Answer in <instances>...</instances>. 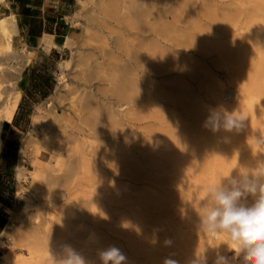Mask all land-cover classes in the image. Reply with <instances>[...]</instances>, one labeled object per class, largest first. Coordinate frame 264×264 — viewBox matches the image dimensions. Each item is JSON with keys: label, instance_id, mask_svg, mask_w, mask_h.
<instances>
[{"label": "rangeland", "instance_id": "1", "mask_svg": "<svg viewBox=\"0 0 264 264\" xmlns=\"http://www.w3.org/2000/svg\"><path fill=\"white\" fill-rule=\"evenodd\" d=\"M236 2L66 0V5L59 11L66 14L65 20L74 32L66 35L65 46L59 49L58 54L44 43L43 47L40 45L28 52L16 36V28L11 36L15 52L12 53L8 51L5 39L0 36V103L13 95L20 99L21 87L16 81L26 64L30 65L34 61H46L49 64L44 71H33L35 75H32L25 88L26 97L20 102L21 112L28 116L23 118V126L17 131L18 160L12 159L13 163L9 161L4 166L0 163V175L5 174L7 177L3 194L0 186V198L3 200L0 207L5 209L7 215L6 225L0 232V264L5 261L22 264L21 260L28 258L25 243L13 244L7 237L5 230H10L8 223L12 222L16 229L41 228L48 210L56 213L71 231L77 232V240L85 251L96 253L99 257L104 249L116 246L126 256L125 264L139 257L142 262L149 264H165L166 260L174 261L175 264H189V256L186 258L182 249L184 241L193 247L191 256L199 264H220L222 255L232 264H245L243 254L232 251L230 240L221 233H209L202 226L205 211L200 198L195 203L193 194L188 193L186 186L181 189V198L177 200L173 196L181 188L179 186L176 189L178 184L175 180L178 174L174 166L177 151L174 150L180 144L177 135L191 122L186 107L193 102L201 108V115L205 111L210 112L213 100L209 90H217L218 80L233 87L228 82L226 68L220 64L217 45L228 44L237 48L243 40L244 47L249 49L251 45L261 43L260 36L250 34L254 28L264 29V0ZM182 3L186 6H181ZM201 8H205L207 16L201 14ZM248 14H252L253 18ZM46 17L52 19L54 15L50 12V16ZM191 17L201 26H198L200 29L205 27L201 32H197ZM226 19L231 21H227V24ZM203 30H206L205 33ZM227 31L231 34H227ZM247 36L251 38V44ZM13 54L17 57L12 58ZM41 75H46L47 82L42 80ZM117 84L125 85L127 90L132 84L129 91L134 93L133 102L113 93ZM178 102L181 104L177 105ZM108 110H111L110 114ZM245 125L242 129L250 128ZM254 125L260 143V151L256 155L252 154L243 138L242 129L231 134V137L236 138V143L230 164L235 170L234 176L240 179L245 174L255 175L260 167H264V116H259ZM39 142L43 143L40 145ZM181 143L187 145L186 141ZM83 158H87L86 161L81 160ZM56 160L63 161L64 166L60 163L62 169L57 173L59 177L50 181L49 178H56L49 176L52 172L49 171L50 167ZM246 163L251 169L242 168ZM34 165L47 175L48 184L33 179L31 169H34ZM186 166L187 163L183 165L184 174L189 172ZM69 167L72 168V176L66 182L60 181V175L67 173ZM18 169H21L23 177L17 176ZM183 172V178L187 179ZM259 182L264 183V178ZM256 195L245 193L240 203L251 206ZM147 198L162 201L163 211L156 213L153 201L150 204L145 202ZM136 202L139 203L136 205ZM60 207H63V211L59 212ZM153 231H158L160 235H156V245L146 236ZM28 234L32 239V233ZM178 234L183 237L181 242L176 237ZM101 238L103 242L99 247L96 244ZM146 252L152 253L150 258Z\"/></svg>", "mask_w": 264, "mask_h": 264}, {"label": "bare ground", "instance_id": "2", "mask_svg": "<svg viewBox=\"0 0 264 264\" xmlns=\"http://www.w3.org/2000/svg\"><path fill=\"white\" fill-rule=\"evenodd\" d=\"M1 1V0H0ZM160 1V0H159ZM165 1V0H164ZM175 1V0H174ZM188 1V0H186ZM193 1V0H192ZM196 1V0H195ZM236 1V0H234ZM255 1V0H254ZM258 1V0H256ZM181 2V1H180ZM222 2V1H221ZM230 2V1H229ZM238 2V0H237ZM236 2V3H237ZM240 2V1H239ZM238 2V3H239ZM249 2V1H248ZM179 3V1L177 2ZM175 2V5L177 4ZM183 3H186L183 1ZM182 3V4H183ZM188 3V2H187ZM190 3V2H189ZM194 2H192L193 4ZM198 2H196L197 4ZM219 3V2H218ZM242 3V2H240ZM253 3V1H252ZM167 5V2H165ZM181 6H186V4ZM255 4V3H254ZM170 5V4H169ZM180 5V4H178ZM177 5V6H178ZM188 5V4H187ZM190 5V4H189ZM249 5V4H248ZM262 5V4H261ZM164 6V5H162ZM173 6V5H172ZM195 6V4H194ZM198 6V5H197ZM238 6V5H237ZM236 6V7H237ZM170 7V6H169ZM188 7V6H187ZM239 7V6H238ZM174 8V7H173ZM177 8V7H176ZM227 8V7H226ZM249 8V7H248ZM253 8V7H252ZM257 8V7H256ZM144 9V7H143ZM209 9V8H208ZM239 9H242L239 7ZM255 9V8H253ZM260 9V6H258V10ZM159 10V9H158ZM168 10V9H167ZM182 10V9H180ZM191 10V9H190ZM202 12L201 14L206 16L208 13L205 11V8L200 9ZM211 10V9H210ZM243 10V9H242ZM257 10V9H256ZM255 10V11H256ZM164 11V10H163ZM187 11V10H186ZM209 11V10H208ZM226 11V10H225ZM245 11V10H243ZM262 11V10H260ZM142 11L141 13H144ZM162 12V11H161ZM166 12V9H165ZM196 12V11H195ZM211 12V11H209ZM240 12V10H239ZM248 12V9H247ZM180 13V12H179ZM189 13V12H188ZM194 13V12H193ZM226 13V12H224ZM236 13V11H235ZM241 13V12H240ZM251 13V11L249 12ZM253 13V12H252ZM178 14V13H176ZM212 14V13H210ZM214 14V13H213ZM237 14H239L237 12ZM246 14V13H245ZM260 14V13H259ZM180 15V14H179ZM184 15V14H183ZM187 15V13H186ZM191 15V14H190ZM195 15V14H194ZM216 15V14H215ZM230 15V13H229ZM240 15V14H239ZM247 15V14H246ZM252 16V14H248V16ZM254 15V14H253ZM141 16V15H139ZM145 16V15H144ZM161 16V15H160ZM192 16V15H191ZM197 16V15H196ZM214 18V15H212ZM227 16V14H225ZM231 16V15H230ZM229 16V17H230ZM249 16V17H250ZM262 17V15H259ZM129 17V16H128ZM159 17V16H158ZM182 17V16H181ZM198 17V16H197ZM196 17V18H197ZM224 17V16H223ZM232 17V16H231ZM231 17L229 19H231ZM233 17L234 13H233ZM241 17L242 16H238ZM246 17V16H245ZM123 18V17H122ZM251 18V17H250ZM253 18V16H252ZM127 19V18H126ZM156 19V18H155ZM161 19V18H160ZM178 19V18H177ZM190 19H195L191 17ZM217 19V18H216ZM228 19V18H227ZM226 19L225 22L228 20ZM236 19V17L234 18ZM238 19V18H237ZM125 20V19H124ZM184 20V19H183ZM199 20V19H198ZM209 20V19H208ZM218 20V19H217ZM232 20V19H231ZM229 20V21H231ZM244 20V19H243ZM248 20V19H247ZM126 21V20H125ZM131 22V19H129ZM133 21V20H132ZM175 21V20H174ZM228 21V22H229ZM245 21V20H244ZM250 22V20H248ZM122 22V21H119ZM127 22V21H126ZM128 22V24L130 23ZM137 22V21H136ZM165 22V21H164ZM170 22V21H169ZM199 22V21H198ZM209 22V21H208ZM221 22V21H220ZM227 22V24H228ZM233 22V21H232ZM246 22V21H245ZM135 23V22H133ZM139 23V22H138ZM203 23V22H202ZM217 23V22H216ZM16 22H15V17L14 15H3L0 16V36L5 39V45L8 49L9 52L15 53L13 48H12V33L15 31L16 28ZM219 24V23H218ZM217 24V25H218ZM242 24V23H241ZM193 25V24H192ZM206 25V24H205ZM204 25V26H205ZM224 25V24H223ZM226 25V24H225ZM106 26V25H105ZM131 26V25H129ZM140 26V25H139ZM194 26L197 28V32H201L203 28H199V24L197 25L195 20H194ZM199 26V27H198ZM232 26V25H231ZM243 26V25H242ZM111 27V26H110ZM132 27V26H131ZM166 27V26H165ZM192 27V26H191ZM221 27V26H220ZM217 27V28H220ZM133 28V27H132ZM140 28V27H139ZM167 28V27H166ZM187 28V26H186ZM211 28V27H210ZM227 28V26H226ZM224 28V29H226ZM231 28V27H229ZM228 28V29H229ZM235 28V27H233ZM240 28V27H239ZM152 28H150L151 30ZM163 29V28H162ZM207 29V27H206ZM147 30V29H146ZM156 30V29H155ZM154 30V31H155ZM165 30V29H164ZM195 30V29H194ZM199 30V31H198ZM223 30V29H222ZM240 30V29H239ZM161 31V30H160ZM206 31V30H205ZM203 30V32L205 33ZM226 31V30H225ZM238 31V30H236ZM16 32V31H15ZM14 32V33H15ZM159 32V31H158ZM157 32V33H158ZM193 32V31H192ZM202 32V33H203ZM214 32V31H213ZM216 32V31H215ZM224 32V30H223ZM228 32V31H227ZM226 32V33H227ZM129 33V32H128ZM168 33V32H167ZM201 33V34H202ZM225 36H228L226 35ZM228 32L227 34H229ZM192 34V33H191ZM231 34V33H230ZM229 34V35H230ZM234 35V34H233ZM250 35H257L261 37V40L259 41L261 43H258L259 45H251V38L247 36L248 40L250 39V44H249V49L244 47V41L242 40L239 42V46L237 48H233L231 46L227 45H217V51L218 54L221 57V65H223L226 68V74H227V79L228 82L233 84L232 86H229L228 83H224L223 81L217 82L218 88L216 89H211L209 90L210 96L213 100V107L210 110V112H204L201 115V108L195 103H189V105L186 107L187 111L191 115V122H189V126L185 129L183 128L181 132L178 133L177 139L179 141V145L176 147L177 150V155L174 158V166L176 170V174H178V179L174 177L176 180V184L178 186L176 189L181 186V188L177 189L176 193L173 195L178 198L180 197L182 191V187H187L188 193L190 192L191 195L193 194V201L196 203L198 198H200L201 202V207L202 209L206 212L207 209L211 208L214 206V199L209 195V187L212 185H218L222 187L223 189L227 191H231L234 188H238L239 183L243 179H240L235 175V170L233 167H231L230 161L234 158V144L236 143V138L233 136L231 137V134L233 132H225L223 130L219 132H213L211 131V126L208 124V120L210 115L214 113H220V114H229L232 113L233 115H243L245 117L244 120V125L247 124L250 128L248 129H242V136L243 138L247 141L248 146L251 149L252 154H258L260 151V143L257 137V132L254 130V122H256L257 118L259 116H264V29L261 27L254 28L251 32ZM200 36V35H199ZM213 36V35H212ZM219 36V35H218ZM222 36V34H221ZM220 36V37H221ZM167 37V36H166ZM205 37V35H204ZM209 37V36H208ZM207 37V38H208ZM211 37V36H210ZM215 37V36H214ZM217 37V36H216ZM252 37V36H250ZM176 38V37H175ZM178 38V37H177ZM199 38V37H197ZM202 38V37H201ZM222 38V37H221ZM194 39V38H193ZM203 39V38H202ZM219 39V38H218ZM121 40V37H120ZM145 40V39H143ZM163 40V39H162ZM187 40V39H186ZM195 40V39H194ZM200 40V38H199ZM197 40V41H199ZM205 40V39H204ZM246 40V39H245ZM210 41V40H209ZM121 42L124 44V41L121 40ZM120 42V43H121ZM129 42V41H128ZM176 42V41H175ZM178 42V41H177ZM188 42V41H187ZM186 42V43H187ZM201 42V40L199 41ZM255 42V41H253ZM127 43V42H126ZM152 43V42H151ZM196 43V42H195ZM204 43V42H203ZM245 43V44H246ZM136 44V43H135ZM139 44V43H138ZM184 44V43H183ZM202 44V42L200 43ZM206 44V40H205ZM246 44V45H247ZM253 44V43H252ZM127 45V44H125ZM187 45V44H186ZM192 45V44H191ZM196 45V44H194ZM118 46V44H117ZM123 46V45H122ZM133 46V45H132ZM174 46V45H173ZM121 47V46H120ZM121 49V48H120ZM127 49V48H126ZM128 54V53H127ZM17 55L13 54L12 58H16ZM147 57V56H146ZM147 61V60H145ZM154 61V60H153ZM134 63V62H133ZM219 64V65H220ZM131 65V64H130ZM139 65V64H138ZM126 67V66H124ZM222 67V66H221ZM220 68V67H219ZM202 70V69H201ZM121 71V70H120ZM204 71H207L204 69ZM191 72V71H190ZM126 73V72H124ZM193 73H195L193 71ZM210 73V72H209ZM208 73V74H209ZM135 74V73H134ZM137 74V73H136ZM224 74V76H226ZM199 75V73H198ZM223 75V74H222ZM117 76V75H116ZM120 76V75H119ZM210 76V75H209ZM216 76V74L214 75ZM139 77V76H138ZM192 77V76H191ZM200 77V76H199ZM63 78V77H59ZM129 78V77H128ZM134 78V77H132ZM203 79H207L203 77ZM220 79V78H219ZM118 80V79H117ZM130 80V79H128ZM127 80V81H128ZM133 80V79H132ZM116 81V79H115ZM121 81V80H120ZM119 81V82H120ZM226 81V80H225ZM118 82V83H119ZM129 82V81H128ZM138 83L137 81H135ZM203 82V81H202ZM204 80V84H205ZM135 83V84H136ZM126 84V83H125ZM133 85L134 82H132ZM130 84V87L131 85ZM202 87L204 88L205 86ZM139 85V83L137 84ZM125 85L122 84H117V86L114 88L113 93L115 95L124 98L127 101L132 100L134 101L133 94L129 91L131 89L129 86V89H125ZM134 87V86H132ZM179 87V86H178ZM134 89V88H133ZM139 89V88H138ZM187 89V88H186ZM192 89V88H191ZM205 89V88H204ZM112 90V89H111ZM189 90V89H188ZM128 91V92H127ZM135 91V90H134ZM144 91V90H143ZM133 92V91H132ZM138 92V91H137ZM193 93V92H192ZM206 93V91H205ZM208 93V92H207ZM141 95V94H139ZM138 95V96H139ZM143 95V94H142ZM187 95V94H186ZM136 96V94H135ZM141 97V96H140ZM138 97V99L140 98ZM194 97V96H193ZM197 97V95H196ZM209 97V96H208ZM133 98V99H132ZM143 98V96H142ZM207 98V97H206ZM144 99V98H143ZM197 99V98H196ZM210 99V98H209ZM137 100V97H136ZM142 100V99H141ZM176 100V98H174ZM194 100V99H193ZM0 101H1V96H0ZM111 101V100H110ZM177 101V100H176ZM196 101V100H195ZM146 102V101H145ZM143 102V103H145ZM201 102V101H200ZM203 102V101H202ZM127 103V102H126ZM131 103V102H130ZM180 105L181 103L178 102ZM136 104V102H135ZM151 104V103H150ZM206 104V103H205ZM18 105V97L17 95L10 96L3 100L0 103V126L3 123V121H10L13 117L14 111ZM118 105V104H117ZM146 105V104H145ZM138 106V105H137ZM209 106V105H208ZM182 107V106H181ZM127 108V107H126ZM132 108V107H131ZM140 108V106H139ZM144 108V107H143ZM185 108V107H183ZM126 110V109H125ZM109 111V110H108ZM111 111V110H110ZM109 111V114H110ZM113 111V110H112ZM186 111V112H187ZM128 112V111H127ZM118 113V112H117ZM178 113V112H177ZM107 114V113H106ZM105 114V116H106ZM137 114V113H136ZM126 115V113H125ZM179 115V114H178ZM108 116V114H107ZM182 117V116H181ZM190 117V116H189ZM187 117L186 119H188ZM185 119V121H186ZM189 120V119H188ZM113 121V120H112ZM115 122V121H114ZM188 122V121H186ZM117 124V123H115ZM254 125V126H253ZM261 125V124H260ZM179 126V125H177ZM176 126V128H177ZM246 126V125H245ZM259 125L257 124V129ZM113 127V126H112ZM116 127V126H115ZM180 128V127H179ZM178 128V129H179ZM256 129V130H257ZM115 130V129H114ZM185 130L186 135L184 134ZM90 132V131H89ZM125 133V132H124ZM183 133V134H181ZM184 135V137H183ZM238 135V134H237ZM173 136V135H172ZM173 138V137H172ZM43 141V140H42ZM186 141L187 145H183L181 142ZM46 142V141H45ZM40 143V142H39ZM43 143V142H41ZM40 143V145H41ZM173 144V143H172ZM39 146V145H38ZM36 146V148H38ZM45 146V145H44ZM247 146V147H248ZM40 147V146H39ZM46 147V146H45ZM35 148V149H36ZM39 149V148H38ZM35 152H37V150ZM82 152V150H81ZM176 153V152H175ZM85 154V153H84ZM171 155V154H170ZM82 156V154H81ZM85 157V156H84ZM56 159V157H54ZM171 158V157H170ZM60 159V157H59ZM87 158H83L81 160L86 161ZM173 159V158H172ZM63 160V159H61ZM89 160V159H88ZM166 160V159H165ZM54 161V160H53ZM64 161V160H63ZM63 161L60 162V160H56L54 162V165L50 167L49 171H52L49 176L50 177H55L56 178H49V180H57V173H60V163L63 164ZM135 161V160H134ZM186 161V162H185ZM246 161V160H245ZM251 161V160H250ZM52 162V161H51ZM67 163V162H66ZM162 163V162H161ZM187 163L186 168L189 169L188 174H184L183 172V165ZM35 164V163H33ZM53 164V163H52ZM85 164V163H84ZM67 165V164H66ZM69 165V164H68ZM67 165V166H68ZM173 165V164H172ZM226 165V166H225ZM252 165V164H250ZM35 166V165H34ZM60 166V167H59ZM64 166V164H63ZM162 166V165H161ZM185 168V166H184ZM242 168L246 169H251L248 163L242 165ZM62 169V168H61ZM59 171V172H57ZM67 173L64 175H60V181L66 182L69 180V177L72 172V168H68ZM182 172L187 179H184L182 176ZM237 172V171H236ZM32 177L34 180H40L48 184V179L47 175L44 174V172L38 167L35 166L34 169H31ZM49 173V172H48ZM73 174V173H72ZM175 174V175H176ZM17 176L21 177L22 176V171L21 169L17 170ZM72 176V175H71ZM188 176V177H187ZM23 177V176H22ZM59 177V176H58ZM20 179V178H19ZM173 179V180H174ZM59 181V182H60ZM167 181V180H166ZM233 181H236V183H233ZM165 182V181H164ZM173 184H175V181H172ZM175 184V185H176ZM185 187V188H186ZM186 189V190H187ZM183 190V189H182ZM185 191V190H184ZM183 191V192H184ZM147 194V193H146ZM172 195V194H171ZM184 194H182L183 196ZM144 196V195H143ZM152 196V195H151ZM168 196V195H167ZM185 196V195H184ZM190 197V196H189ZM98 198V197H96ZM155 198V197H154ZM153 198V199H154ZM181 198V197H180ZM183 198V197H182ZM141 199V198H140ZM145 199V198H144ZM165 199V198H164ZM153 201L154 209L156 208V213L157 211H161L162 207H164V203L162 201L156 202L155 200L148 199L145 202H148L149 204ZM192 201V200H191ZM139 202H136V205ZM158 205H157V204ZM30 204V203H29ZM97 204V202H96ZM141 204V203H140ZM145 204V203H144ZM143 204V205H144ZM148 204V205H149ZM27 205V204H26ZM147 205V206H148ZM157 205V206H156ZM159 206V207H158ZM158 207V208H157ZM145 209V207H144ZM141 210V208H140ZM150 210V209H149ZM148 210V211H149ZM166 210V208H165ZM58 211H63V207H60ZM145 211V210H144ZM163 211V210H162ZM144 213V212H143ZM161 212H159V215ZM154 214V212H153ZM154 216V215H153ZM142 217V214H141ZM10 226V230L6 231L7 237L9 240H11V243H19V242H24L25 245L27 246V254L28 258H25L24 260H21L22 264H63V260L67 257L69 248L75 250L84 260L85 264H102L101 257L97 256L96 253L85 251L82 247L83 245L78 242V235L76 231H71V229L61 220L56 213L48 210L47 212V218L43 222V224L39 227H30L29 230H26L25 228L19 227V229H16L14 227V224L12 222L8 223ZM138 225V224H137ZM22 226V225H21ZM139 227V226H138ZM40 228V229H39ZM137 230V228H135ZM143 230V229H142ZM155 230V229H154ZM4 231V232H5ZM134 231V230H133ZM32 233L30 237L33 236V238H29V233ZM136 232V231H135ZM141 232V231H140ZM153 231V233H147L148 239H151L154 244H157V238L156 235L158 234V231ZM176 232V230H175ZM2 233V232H1ZM174 234V233H173ZM176 235V234H175ZM160 236V235H159ZM177 239L181 242L183 240V237L181 234H178ZM175 237V238H176ZM1 238V237H0ZM176 239V240H177ZM161 240V239H159ZM103 242V239L101 238L99 243H97V246H101V243ZM106 242V239L104 241ZM183 245L182 249L185 252L186 258L189 256L188 261L190 262L189 264H193L194 260L191 254L193 253V247H191L187 242ZM141 244V243H140ZM147 244V242H146ZM148 245V244H147ZM160 245V244H159ZM135 246V245H134ZM150 246V245H149ZM138 247V246H137ZM141 247V246H140ZM152 248V246H150ZM149 247V248H150ZM227 246H225L224 251ZM144 248V247H143ZM148 248V247H147ZM163 248V247H162ZM146 249V248H145ZM143 250V249H142ZM139 251V250H138ZM137 251V252H138ZM147 251V250H146ZM144 252V251H143ZM153 252V251H152ZM147 254V252H146ZM150 254H147V257L150 258ZM155 254V253H154ZM132 256H135L134 254ZM154 257V256H153ZM155 258V257H154ZM185 258V259H186ZM127 259V258H126ZM152 259V258H151ZM156 259H159L156 257ZM164 259V258H163ZM155 260V259H154ZM187 260V259H186ZM141 261V262H140ZM160 261V259H159ZM147 262V261H146ZM149 262V260H148ZM156 262V260L154 261ZM165 263V261H164ZM228 264H232L230 260L227 261ZM1 264H9L7 261L1 263ZM127 264H149L142 262V260L139 258H132L130 259ZM221 264V262H220Z\"/></svg>", "mask_w": 264, "mask_h": 264}, {"label": "clouds", "instance_id": "3", "mask_svg": "<svg viewBox=\"0 0 264 264\" xmlns=\"http://www.w3.org/2000/svg\"><path fill=\"white\" fill-rule=\"evenodd\" d=\"M243 115L214 113L210 115L208 124L211 131H238L244 126ZM264 167H260L255 175L243 176L241 186L227 191L218 185L209 187V195L214 199V206L207 209L202 220V226L209 233H221L232 242V251L242 253L245 264H264ZM236 183V181H233ZM245 193L256 195L251 206L240 203ZM102 264H125L126 256L121 249L110 246L101 252ZM221 264H226L227 257L219 258ZM63 264H85L83 258L69 248ZM165 264H175L166 260ZM193 264H199L194 261Z\"/></svg>", "mask_w": 264, "mask_h": 264}, {"label": "crops", "instance_id": "4", "mask_svg": "<svg viewBox=\"0 0 264 264\" xmlns=\"http://www.w3.org/2000/svg\"><path fill=\"white\" fill-rule=\"evenodd\" d=\"M66 5V0H1L0 1V16L14 15L16 22V36L20 43L24 45L28 52L34 51V48L50 45L51 51L58 54L60 48H64L66 35L73 33L69 23L65 20L66 14L60 12L59 9ZM52 8V9H47ZM46 11V12H45ZM50 12L54 18L49 19ZM57 12L56 14H54ZM47 34V35H44ZM44 35V37H43ZM32 49V50H30ZM45 53V51H42ZM48 62L38 61L32 62L30 65H25L21 75L16 81L20 85V99L10 121H3L0 126V163L2 166L12 159L18 160V141L17 131L23 125V118L28 116L21 112V100L26 97L25 88L29 85V81L35 74L33 71H44L48 67ZM40 76V75H39ZM42 80L46 81V75H41ZM37 80L39 78L37 77ZM42 80L40 82H42ZM43 83V82H42ZM19 87V86H18ZM6 175H0V186L6 185ZM0 193V195H2ZM3 200L0 198V205ZM0 214L5 217V222L0 227V232L6 225L5 209L0 207Z\"/></svg>", "mask_w": 264, "mask_h": 264}, {"label": "trees", "instance_id": "5", "mask_svg": "<svg viewBox=\"0 0 264 264\" xmlns=\"http://www.w3.org/2000/svg\"><path fill=\"white\" fill-rule=\"evenodd\" d=\"M4 222H5V217L0 214V227L3 226Z\"/></svg>", "mask_w": 264, "mask_h": 264}]
</instances>
